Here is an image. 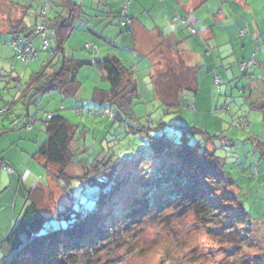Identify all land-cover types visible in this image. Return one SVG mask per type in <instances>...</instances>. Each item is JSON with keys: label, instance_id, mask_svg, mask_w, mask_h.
<instances>
[{"label": "trees", "instance_id": "16d2710c", "mask_svg": "<svg viewBox=\"0 0 264 264\" xmlns=\"http://www.w3.org/2000/svg\"><path fill=\"white\" fill-rule=\"evenodd\" d=\"M0 1H6L12 6L17 4L14 0ZM30 1L20 7L23 10L22 18L10 22L6 31L0 30L9 36L8 42L15 51L14 57L10 60L23 62L17 58L19 53L17 49L23 46H34L36 57L39 51L46 50L52 55L49 56L46 65L30 75L26 83L23 84L15 77H10L6 81H15V95L2 103L0 117L7 116L9 108L18 100L25 106L23 114L19 112L15 114V119H20L19 125L25 119L23 126L31 127L30 124L38 121L36 118L39 114L44 139L33 156L47 169V175L57 183L66 202L60 209L54 206L49 214L42 211L34 199L28 202L30 198H26L1 244L3 255L0 264H61L57 261L61 258L69 260L75 257L77 253L75 250L88 251L87 253L90 254V251L96 250L101 238L111 233L115 234L118 225L112 224V214L106 218L104 216L111 211L107 209L108 207H112L113 210L119 206V195L127 184L138 189L127 193L128 199L131 200L126 207L127 210L125 208L113 211L122 215L125 225L140 222L141 217L148 213L153 217L158 216L160 212L168 214L169 217H178L191 212L196 220L206 226L211 223L216 225L219 222L217 225L226 230L224 231L226 234L236 235L238 246H242L243 240L248 239L247 243L258 252V255L256 257L254 254L245 255L243 260L245 264H258L256 260H264V228L259 229L257 225L262 219L253 218L244 208V203L239 198L242 194L241 187L236 185L224 170L223 157L217 153L219 146L216 145L224 146L227 141L233 142L222 134L223 130L210 133L195 124L187 126L176 120L172 125L178 128L181 134L179 139L175 140L176 137L165 132L169 123L164 120L153 123L147 118L143 123L133 124V119H137L133 113V104L136 100H141L143 91L140 88V72L135 65L125 64L115 55L99 59L97 55L100 48L90 40L86 41L83 47L89 53L88 57L67 58L64 55V45L72 33L70 31L88 24L92 16L98 18L99 23L116 26L122 31H130L133 23V17L129 13L131 0H116L118 11L99 12L100 15L81 11L79 5L77 8L72 0H57L60 10L53 6L46 13L43 12L45 0H40L37 11L32 13ZM28 14L37 16V20L32 24L26 23L24 18ZM41 22L46 23L44 37L36 32ZM171 22L185 25L190 36L198 33L195 27L189 24L186 16L176 14L171 18ZM189 26L195 30V33L191 32ZM89 30L94 36L101 37L109 43L113 42L110 37L103 36L90 27ZM247 33L246 28L239 30L241 37ZM43 39L48 42L44 50L40 49ZM35 40L39 42L35 43ZM52 40L55 45L50 47ZM87 43L92 45L88 46ZM113 43L116 45L115 42ZM258 50V45H255L250 56L238 62L236 79L242 82L238 92L243 95L253 81V70L261 64L257 60ZM206 53L210 54V50L208 49ZM252 55L257 61L255 66L247 64ZM29 62L31 60L24 63ZM243 63L246 65L241 67ZM151 67L153 68V65H149L148 68ZM83 68L87 71L101 69L108 82V86H100L94 79L95 86L84 102L78 97L81 88L78 75ZM155 69L156 63L154 71ZM215 75L221 79L218 86L214 84ZM0 77H4L1 71ZM211 82L210 90L213 93L220 91L219 95L227 96L228 93H225L226 95L221 93V87L226 82L215 70L211 73ZM5 89L6 87L0 88V100ZM230 90L233 88L231 87ZM38 95L61 96L62 100L74 98L77 107L72 106V109L76 115L81 117L86 114V118L91 115L98 117L97 123H101L103 130L100 132L103 136L97 138L98 141L101 139L100 148L104 150L107 145L106 148L109 149L112 145L117 151L113 148L107 156L97 153L93 158L89 157L90 151L94 153L95 151L92 150V144L88 146L86 143L88 127L83 126L81 129L80 123H75L62 115L58 109L51 110L49 106L48 109L40 111L37 109L35 116L29 114V104ZM226 102L227 99H223L221 104H216L214 109L210 110L213 116L218 114L217 111H229L230 105ZM243 103L248 105L249 109L262 112L258 103L245 95ZM60 108L64 109V104H61ZM165 108L167 112L176 108L196 111L194 102L185 103L179 99L173 103H166ZM104 109H108L113 116L104 115ZM239 111L237 109L233 114L229 122L230 126L239 129L249 128L251 123L248 122L245 114L237 115ZM243 117L245 119H242ZM221 121L220 119L219 122ZM120 126L122 128L118 131ZM247 130L246 134L248 133L249 137L246 139L252 143L256 158L251 166L254 168L252 174L258 176V182L260 179L264 181V140L255 134L252 136L249 129ZM4 132L5 130H0V133ZM193 135H198L199 139L190 142ZM102 140L105 141L104 144ZM86 145L92 146V149L84 148ZM166 162L168 163L165 164ZM3 164L5 162L0 160V168H3ZM7 165L15 170L13 165ZM135 170H138L137 175H134ZM140 171L144 177L140 175ZM121 174L125 175L124 178ZM72 180H81L77 190ZM62 183L63 187H61ZM86 188L91 192L86 193ZM27 190L30 194L33 188ZM84 194L85 198L82 197ZM156 194H159V197H155V201L152 197ZM85 199L95 202L92 209L87 208L88 203L84 202ZM46 220L52 222L47 225Z\"/></svg>", "mask_w": 264, "mask_h": 264}, {"label": "rangeland", "instance_id": "374dc122", "mask_svg": "<svg viewBox=\"0 0 264 264\" xmlns=\"http://www.w3.org/2000/svg\"><path fill=\"white\" fill-rule=\"evenodd\" d=\"M17 5L21 4L22 7L27 3L28 0H14ZM32 13L37 11L39 7L40 0H31ZM17 11L14 6H11L6 1H0V30L8 29V24L15 19H18L20 15H13V12ZM264 12V11H263ZM17 17V18H16ZM25 22L32 24L37 20V16L33 14H28L24 18ZM2 27V28H1ZM77 28V29H76ZM74 30L80 32L81 27H76ZM73 29L72 34L73 35ZM81 33V32H80ZM127 34V33H125ZM84 35V33H83ZM9 36L6 33L0 31V71L4 77H0V88L7 87L9 89L3 90V95L5 96L3 100L9 98V94L15 95V81H9L10 77H15L19 79L23 84L29 80V77L32 73L37 72L36 70L40 69L52 53L49 50L39 51L36 59L31 60L28 64L20 62L18 60L11 61V57H14L15 51L8 42ZM38 40H35V43H38ZM50 47L55 45L53 40L51 41ZM67 43V41H66ZM69 46L65 44L64 53L67 58L78 57L76 56L75 51H70ZM67 51V53H66ZM82 52L89 55L87 51ZM80 51V52H81ZM75 53V54H74ZM131 53V51H129ZM74 54V55H73ZM80 53L79 56H81ZM154 58H156L153 55ZM55 57H52L54 59ZM39 71V70H38ZM154 83H156V88L161 90L164 96L170 98L171 95L173 98L170 101H162V99H150V93L142 91L141 100H136L133 104V113L136 116V120L133 119V124H138L137 122L143 123L144 119H151L153 123L159 122V120H164L169 123L168 128L165 132L169 133L170 136L176 137L175 140L179 139L180 131L178 128L173 127L172 123L178 120L183 125L200 127L201 129L207 130L210 133L218 132L223 130L222 134L226 135V138L231 139L233 142L229 143L227 141L224 146L218 144L217 153L219 156L223 157L224 161V170L229 174V177L233 179L234 183L241 187V195L239 196L240 200L244 203V208L253 218H260L262 222H257L258 228H264V181L261 179L258 182V176H253L254 168H251L255 162L254 148L252 143L246 138L249 137L247 129L253 134L260 136V139L264 140V119L261 111L255 109H249L248 105L243 102L244 95L239 93V86L242 85V82L232 83V81L226 82L230 84V87L234 85L233 90L227 94V98L223 96L220 97V104L223 102V99H227V104L230 105L229 111H217L218 114L214 115V121L211 117L213 116L212 111L201 109L199 106L196 107V111L187 110V109H175L173 111L167 112L165 109L166 103H173L177 101L176 95L173 94L175 91V83L172 82V79L177 75L180 81H183L179 85L178 94L179 100L181 102H193L190 101V94L188 91L181 89L185 83V76L180 67V62L177 63L174 58L173 53L170 51L161 52V63L155 69ZM89 70L84 69L79 75L78 80L81 82L80 92L78 97L84 102L88 99L90 91L93 86H95V80L89 74ZM144 81H141V89H151V86L154 85L151 81L150 76L144 77ZM97 84V83H96ZM226 84L223 85L226 87ZM102 86V85H100ZM221 87V90L223 88ZM229 87V89H230ZM172 91L170 94L169 91ZM174 91V92H173ZM216 92L215 99L219 92ZM201 94V93H200ZM51 95V94H50ZM174 95V96H173ZM226 95V94H225ZM46 95H38L35 100H32L29 104V114L34 115L37 112V109L40 111L42 109H48L46 103L39 101L40 97H45ZM48 96V95H47ZM46 96V97H47ZM57 97L58 101V112L67 118L75 121V123H80L81 129L83 126L88 127L87 130V145L92 144L91 147L87 145L84 148H89L90 151L89 157L93 158L97 153L103 155H109L110 150H115V146H112L108 149L105 146V149L100 148L101 142L97 138L101 135L102 126L101 123H97L99 120L98 117L91 115L86 118V114H83L81 117L75 114L72 106H75V99H63L61 96ZM153 96L151 95V98ZM182 97V98H181ZM1 102V100H0ZM5 102V101H2ZM225 102V101H224ZM65 106L64 109L60 108V105ZM2 103H0V106ZM50 106V105H49ZM239 109L237 115L241 116L245 114L248 122L251 123L249 128H237L230 126L229 122L235 114V111ZM25 106L21 101H16L7 112V116L3 118V115L0 119V130H5L4 133H0V155H3L0 160L4 159V154L21 166L19 171H8L4 168H0V247L3 240L7 236V232L14 221V218L19 213L22 205L25 202V199L28 198V188L23 186L24 181L27 180V185H32L31 172L35 173L36 182L38 181L41 185V190H37L34 194V200L39 204L40 209L46 213L51 214L53 207L56 206L58 209L61 208L63 203L66 202V198L61 193L60 188L57 183L51 179H47V169L40 164L39 160L34 157L38 145L44 139V131L42 123L40 122V116L37 114L36 119L38 121L30 124L31 127L23 126L24 121L19 125L18 120L15 119L16 112L21 114L24 113ZM216 111V110H214ZM236 115V116H237ZM134 116V117H135ZM10 117L9 119H6ZM72 117V118H71ZM3 118V119H2ZM222 120L221 123L219 120ZM242 119H245L244 117ZM240 118V120H242ZM13 120V121H12ZM139 120V121H137ZM239 120V119H238ZM260 121V122H257ZM244 125V123H243ZM121 126L118 129L121 130ZM22 134V135H21ZM20 136V137H19ZM103 136V135H101ZM109 137V135H105ZM251 136V137H252ZM106 137V139H107ZM199 139L198 135H193L190 142H195ZM103 144L105 141H103ZM110 151V152H109ZM89 152V151H88ZM173 158V156H172ZM102 159V158H100ZM99 159V160H100ZM166 161H169L166 159ZM5 164H12L7 160H3ZM12 162V161H11ZM166 162L165 164H167ZM15 167V166H14ZM16 168V167H15ZM25 173L20 174L21 171ZM38 172L40 174H38ZM122 173V172H121ZM138 170H135L137 175ZM142 175V171H140ZM20 174V175H19ZM124 174V172H123ZM122 175V174H121ZM31 176V178H30ZM123 178L125 175H122ZM144 177V175H142ZM27 178V179H26ZM30 178V179H29ZM76 184V190L81 185V180H72ZM11 183V184H10ZM74 184V185H75ZM79 185V186H78ZM130 184L125 185L124 189L120 193V198L118 199L119 206L117 208L108 207L107 215L111 216L115 225H118V228L114 231L115 234L101 238V242L97 245L96 250L88 251L75 250L77 253L75 257L66 260L61 258L58 263L61 264H245L243 262L245 255L254 254L255 257L258 255L257 251L252 249L247 242L248 239L243 240V245L238 246L236 235L224 232L226 230L222 229L219 225L212 223L208 226L201 224L194 215L189 212L182 216H167L168 214H160L157 216L151 214H141L140 222L125 225L122 215L113 211L115 210H124L129 202L128 192L133 189H138V187L132 188ZM138 185V184H136ZM29 186V187H30ZM33 186V185H32ZM64 184H61L63 187ZM134 186V184H132ZM18 188V189H17ZM72 188V186H71ZM132 188V189H131ZM80 189V188H79ZM91 192L89 188H86V193ZM83 198L86 195H82ZM159 197V194H156L152 198L155 200ZM16 201V206L14 203ZM32 201V198L28 199V202ZM156 201V200H155ZM88 209H92L95 205L91 199H85ZM225 203V202H224ZM84 204V203H83ZM155 206V205H154ZM127 210V208H126ZM167 212V211H166ZM167 216V217H165ZM52 221L46 220L45 223L49 225ZM263 225V226H262ZM102 233H104L102 231ZM236 234V233H235ZM4 247V246H3ZM74 251V252H75ZM3 255V248H0V258ZM257 258H255L256 260ZM258 264H264V260H256ZM243 262V263H242ZM257 264V263H256Z\"/></svg>", "mask_w": 264, "mask_h": 264}, {"label": "crops", "instance_id": "0c3cea01", "mask_svg": "<svg viewBox=\"0 0 264 264\" xmlns=\"http://www.w3.org/2000/svg\"><path fill=\"white\" fill-rule=\"evenodd\" d=\"M72 1L77 8L79 5L81 11L92 14L100 15L99 12L118 11L116 0ZM14 8L17 11H14L13 15H20L18 19L22 18V8L16 7V5H14ZM263 11L264 0H131L129 13L133 17V23L130 31H122L116 26L99 23V19L92 16L88 24H83V27H81V33L74 30L73 35L69 36L65 44L69 46L68 49L70 51L79 52L76 56L88 57V54L81 50L84 51L83 47L86 41H93L100 48L97 55L99 59L115 55L123 63L135 65V68L140 72V76L138 74L140 81H144V77L150 76L152 83H154L155 75L154 64L156 63V67L160 65L161 52L171 51L177 63L180 62V67L185 76V85L181 89L189 92L190 101H193L196 107L199 106L205 110L214 109L215 105L220 103V97L222 98L221 95H217V99H215L216 93L210 90L212 71L215 70L219 73L224 82L232 81V83H237L238 85L240 82L239 79H236L238 76V62L248 58L255 45H258L257 60L261 64L253 70V81H251L244 95L258 103V107L262 110L264 116ZM176 14L188 17L189 24L194 26L198 33L190 36L185 25L173 24L171 18ZM89 27L97 33L103 34V36L110 37L116 45L113 42L105 41L101 37L94 36ZM242 28H246L248 31L243 37L239 34V30ZM4 30L6 31L7 29L2 28V31ZM208 49L210 54L206 53ZM80 53H82L81 56H79ZM149 65H153V68L149 69ZM83 70L84 68L81 72ZM96 70H89V74L99 85L108 86L105 73L99 68ZM176 76H178V72ZM176 76L172 79V82L175 83V92L173 91V94L178 99V89L183 79L180 81ZM156 83L158 84V82ZM156 83L151 86L150 90H142L150 93V99H162L163 102L164 100H172V95L170 98L164 96L163 92L156 88ZM229 87L230 84H227L226 87L222 88L221 93H229L231 91V87L230 89ZM169 92L170 94L172 93L171 90ZM151 95L153 96L152 98ZM46 96L39 98L40 103L44 101V103L48 104L47 107L50 105L49 108L51 110L58 109L57 97ZM4 97L1 94L0 103L12 99V94H9L7 100H3ZM74 107H77V103ZM9 118L7 117L6 119ZM210 118L217 121L212 115ZM1 126L3 127V123ZM2 156L0 155V157ZM4 156L5 160L16 167H14L15 172L22 169L21 166L5 154ZM23 173H25L24 170L20 174ZM38 174L40 173L38 172ZM32 175L31 183L33 186L27 185V180L21 181V183L26 188H33L28 197L34 199V194L37 190H41V185L38 181L36 182V174L31 172ZM47 179L49 180L50 177L48 176ZM15 206L16 201L14 203Z\"/></svg>", "mask_w": 264, "mask_h": 264}, {"label": "built area", "instance_id": "2783aa9c", "mask_svg": "<svg viewBox=\"0 0 264 264\" xmlns=\"http://www.w3.org/2000/svg\"><path fill=\"white\" fill-rule=\"evenodd\" d=\"M57 0H45V5L43 8V12L46 13V11L50 8V7H57V10H60V7H58L57 5ZM181 18V17H180ZM179 18V19H180ZM183 21V19H181ZM192 26V25H191ZM189 26L190 30L192 33H195V30ZM45 30H46V23L45 22H41L40 25L37 27V33L41 34L42 37H44L45 35ZM47 40L43 39L42 43L40 44V49L44 50L47 47ZM88 46H91V43H87ZM18 54H17V58L21 59L23 62H27L29 60H32L34 58H36V48L34 46H23L21 48H18ZM250 65H257V61L253 58V55L251 56V58L249 59L248 63ZM246 65V63H243L241 67H244ZM221 83V79L218 75L214 76V84L216 86H218ZM18 92H21V87L19 86ZM104 115H108L110 117H112V113L108 110V109H104L103 110ZM3 168H5L8 171H12V169L9 167V165L7 164H3L2 166Z\"/></svg>", "mask_w": 264, "mask_h": 264}]
</instances>
